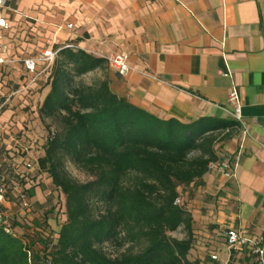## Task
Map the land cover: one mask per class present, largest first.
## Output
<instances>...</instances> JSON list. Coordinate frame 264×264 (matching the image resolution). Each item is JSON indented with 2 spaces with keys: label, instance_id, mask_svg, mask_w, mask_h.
Here are the masks:
<instances>
[{
  "label": "crops",
  "instance_id": "0c3cea01",
  "mask_svg": "<svg viewBox=\"0 0 264 264\" xmlns=\"http://www.w3.org/2000/svg\"><path fill=\"white\" fill-rule=\"evenodd\" d=\"M7 1L12 11L1 12L7 28L0 27V146L7 161L21 159L12 135L22 127L10 99L44 75L31 82L22 65L18 90L8 95L1 88L9 61L66 45L104 59L122 53L131 72L120 77L110 69L111 91L160 119L233 121L227 99L237 91L244 128L217 148L218 161L235 165V176L225 179L209 170L201 184L181 188L179 200L191 213L194 239L219 237L220 248L227 228L254 236L264 231V0ZM43 184H52L43 172L25 184L39 210L47 200ZM7 208L9 218L20 222L22 210ZM49 208L51 217L59 210L63 224L64 205Z\"/></svg>",
  "mask_w": 264,
  "mask_h": 264
},
{
  "label": "trees",
  "instance_id": "16d2710c",
  "mask_svg": "<svg viewBox=\"0 0 264 264\" xmlns=\"http://www.w3.org/2000/svg\"><path fill=\"white\" fill-rule=\"evenodd\" d=\"M109 70L104 58L57 49L39 108L57 129L38 166L63 199L65 221L53 238L45 220L21 236L0 228V264H200L191 260V213L175 202L181 188L202 183L219 160L217 144L239 126L160 119L114 94ZM178 230L182 238L172 236ZM248 261L232 255L227 264Z\"/></svg>",
  "mask_w": 264,
  "mask_h": 264
},
{
  "label": "built area",
  "instance_id": "2783aa9c",
  "mask_svg": "<svg viewBox=\"0 0 264 264\" xmlns=\"http://www.w3.org/2000/svg\"><path fill=\"white\" fill-rule=\"evenodd\" d=\"M3 10L12 11L7 0H0V27L7 28L6 21L1 17V12ZM67 29H72V25H67ZM64 48L73 49V46L66 45ZM56 53L57 50L49 49L43 51L37 57H27L21 61L25 70L32 75L31 82H35L40 74L50 68ZM106 60L109 68L118 76L126 77L130 74L131 67L129 66L126 55L120 53L112 55L106 58ZM3 63H5V61L0 57V65ZM38 65H42L44 68L39 71ZM219 74L229 76L228 72L221 71ZM227 103L230 106L233 121L240 128H244L239 95L235 89L229 93ZM3 107V104L0 105V114ZM14 142L17 146L16 148H18L14 150L15 154H25L18 162L14 159L7 161L4 156V151L0 146V228L3 229L5 233L11 235L16 234L11 219L6 212L8 210L7 205L18 207L21 210L31 213L34 212V208L29 201L30 197L27 188H25V184L27 182L37 181L41 174L35 157L27 151L26 147L24 148L23 146V150L19 149L22 147L20 141L14 140ZM208 169L210 171H216L225 179H231L235 176V165L228 160L211 163ZM175 204H180V200L177 199ZM222 239L224 248L228 252L227 259L223 264H227L232 255L238 259L244 258L245 256L248 257V264H264V231L254 236L246 231L227 228L223 230ZM210 260L213 263L219 262V254H211Z\"/></svg>",
  "mask_w": 264,
  "mask_h": 264
},
{
  "label": "rangeland",
  "instance_id": "374dc122",
  "mask_svg": "<svg viewBox=\"0 0 264 264\" xmlns=\"http://www.w3.org/2000/svg\"><path fill=\"white\" fill-rule=\"evenodd\" d=\"M43 51H37L34 53V57L39 56ZM8 64H10L7 69L5 70L4 77H6V80L3 81L4 84L2 85V89L5 90L6 94H10L11 92L18 90V82L22 79V62L20 61H9ZM38 68L42 70L44 66L38 65ZM44 72L43 77L41 80L37 81V86H35L31 90H27L28 92L25 93L26 90H23L13 96L10 99V105L13 109H18V112L13 115V118L15 117L18 119L20 122V125L22 127V130L20 131V128H14L13 132V138L15 141H20L22 147L19 148L23 150L24 148H27V151L35 157V159L38 160L44 156V149H45V144L47 143V140H49L52 137V132H55L57 129V125L54 124L51 120L47 119L45 121H42L41 118L39 117V108L42 105L43 102V90L48 86V80L47 76ZM91 76H87L84 78L86 82H90L92 79ZM28 83V82H27ZM30 85V84H29ZM31 87V85H30ZM9 106H6L9 108ZM4 137V136H3ZM5 139L7 138L6 136L4 137ZM8 139V138H7ZM2 141V140H1ZM22 141V142H21ZM220 143L217 144V148L220 146ZM17 147V146H16ZM15 149H18L16 148ZM15 153V152H14ZM19 155L20 157H24L25 154ZM19 157V158H20ZM67 170L71 174L73 178L80 182H85L89 180V178L84 175L83 173L79 172L76 170L74 167L71 165H67ZM46 177H49L48 174L46 173ZM45 194H46V201L44 202L45 208H40L34 204L32 205L33 208L35 209V212H29L22 210V217L21 221L18 222L17 220H12L11 222L14 225H16L14 228V232L16 236H21L25 230L27 231H34L37 229V227L34 226V222L37 221L39 224H42L44 220H47V216L51 215L52 213L50 212L49 207L51 205H54L55 208H60L62 206V200L60 198V195H58L54 188L53 184H43ZM58 195V196H57ZM57 215V216H56ZM51 217L52 222L47 223L48 231L47 234L50 237H54V233L59 231L62 223L61 219L59 217L60 212L58 210V213ZM20 217V216H19ZM54 220V221H53ZM50 225V226H49ZM172 236L175 238H182L184 236L182 230H178L175 233H172ZM219 237L212 239V241H202L198 239H194V246L191 251V260L195 261L197 260L200 264H213L210 260V255L213 253L219 254V256L224 259L227 257L228 252L224 247H218L217 243H221V241L217 240ZM54 241V239L52 240ZM223 262V261H221ZM241 264H244L241 262Z\"/></svg>",
  "mask_w": 264,
  "mask_h": 264
}]
</instances>
